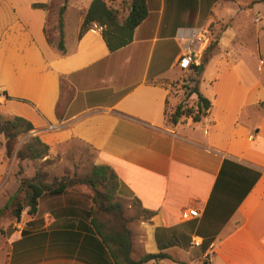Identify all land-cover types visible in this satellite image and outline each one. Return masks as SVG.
Wrapping results in <instances>:
<instances>
[{
  "label": "crops",
  "instance_id": "crops-1",
  "mask_svg": "<svg viewBox=\"0 0 264 264\" xmlns=\"http://www.w3.org/2000/svg\"><path fill=\"white\" fill-rule=\"evenodd\" d=\"M50 1L0 0V114L29 120L27 135L51 154L75 141L92 150L90 165L115 171L119 199L136 203L126 211L133 259L165 253L143 264H264V81L226 44L235 41L234 13L262 2L145 0L132 40L109 51L96 23L79 36L91 0H56L64 48L57 28L48 42V12L33 4ZM70 8L76 19L65 33ZM208 27L219 32V51L202 63L197 84L210 106L199 120L170 124L166 111L180 97L163 81L179 68L177 32ZM4 142L0 135V197ZM8 158L14 172L15 154ZM88 207L78 192L39 197L34 215L23 210L3 228V264H114Z\"/></svg>",
  "mask_w": 264,
  "mask_h": 264
},
{
  "label": "trees",
  "instance_id": "trees-1",
  "mask_svg": "<svg viewBox=\"0 0 264 264\" xmlns=\"http://www.w3.org/2000/svg\"><path fill=\"white\" fill-rule=\"evenodd\" d=\"M55 1V0H51ZM50 1V2H51ZM66 1V0H65ZM91 0L88 7L81 11L82 22L79 36L96 23L101 27V35L109 51H114L132 40L134 28L145 18L147 6L145 0ZM120 1V2H119ZM262 2L264 0H255ZM49 2V3H50ZM34 3V7H40L48 12L46 39L51 42L53 37L48 35L47 27L49 21L50 4ZM64 5L58 9L57 29L59 40L57 47L63 50L62 12ZM127 10V12H126ZM56 30V29H55ZM211 28L208 27V36ZM55 32V31H54ZM219 33V32H218ZM219 34L211 39L209 45L203 51L210 52L217 46ZM202 53V55H203ZM208 58L202 59L205 63ZM198 64H193L190 69L198 73ZM194 81V78H190ZM198 80L188 93H195L197 101L195 108L188 107L182 103L177 104L170 115V122L176 123L179 118L184 117L199 120L210 106V101L198 90ZM33 128L32 123L17 115L3 116L0 114V133L5 138V150L7 156L15 154L18 161L16 172L18 186L9 195L3 207H0V218L4 211L19 220L23 210L34 215L37 210L38 199L44 195H57L65 192H78L85 201L89 202L87 214L90 218L92 230L98 235L102 244L108 249V253L114 264H143L149 260L157 261L159 258L167 257L165 253H146L138 259L131 257L132 237L128 228V219L125 217L121 202L117 199L120 181L115 171L105 164H92L89 171L83 176L63 174L61 177L46 178L41 171L39 161L48 154L49 146L44 143L38 135H30L27 140L16 148L18 136L26 134ZM29 160L35 168L34 175L27 177L23 175L21 161Z\"/></svg>",
  "mask_w": 264,
  "mask_h": 264
},
{
  "label": "rangeland",
  "instance_id": "rangeland-1",
  "mask_svg": "<svg viewBox=\"0 0 264 264\" xmlns=\"http://www.w3.org/2000/svg\"><path fill=\"white\" fill-rule=\"evenodd\" d=\"M241 2H250L251 0H240ZM120 2V1H119ZM113 4H116L117 2L112 0ZM50 15H49V21H48V27H47V33L50 36L54 34L55 29L57 28V19H58V9L61 6V3L58 1H51L50 3ZM254 5V4H252ZM255 8H252L250 12H246V14L242 11L235 12L233 15L232 23H233V30L236 34L235 41L231 42L228 40L226 42L228 48L231 50H235L232 52L233 56H240L244 58L245 65L249 67L251 72H257L261 74V79L264 81V4L259 3ZM262 7L263 10H258ZM234 8V6H233ZM255 17H258L259 21L254 20ZM76 19V14L74 11V8H70L66 15L64 16L65 24H64V32L69 33L71 32L72 28L74 27ZM211 28V27H210ZM256 28L257 32V39L259 43V48L256 45L255 37H254V29ZM209 43L211 39H214L216 34L219 33L216 32L211 28L209 31ZM231 34V32H229ZM230 41V42H229ZM209 45V44H208ZM206 49V48H205ZM204 49V50H205ZM203 50V51H204ZM219 49L217 46H215L210 52L205 51L202 55V53L199 55V64H202L201 61L204 58H209V56L218 53ZM235 54V55H234ZM262 60V63L260 62ZM258 64H260V67L258 68ZM170 74H176L175 79L172 80H164V84L168 86V89L170 91V94H174L179 96L180 100L179 103H182L185 106L193 107L195 108V102H192L190 99L191 94L188 93V91L194 86L195 81L198 80V77L202 74V70L195 74L193 70L191 69H179L175 68ZM190 78H194V81H191ZM174 108L171 107L166 111V117L168 119V122H170V115L173 112ZM189 119H186L184 117H181L178 119L175 125H177L180 122H187ZM171 124V122H170ZM26 134H20L18 137L19 143H24L28 136ZM1 136L3 134H0ZM73 148L65 149L62 148L61 150H58L54 154L48 150V154L43 157L38 163L40 166L41 171H43L46 174V178L50 180L52 177H61L63 174H67L69 176L73 174H77L78 176H83L86 174L91 165H90V157L92 154V150L88 147L81 146L80 144H77V142L74 141ZM3 176H4V186L1 192L0 197V204L5 202L7 197L16 189L18 185L16 172L18 170V163L15 166L14 165V172L11 171V166L9 164L10 160L7 157V155L3 158ZM14 163H16L14 161ZM21 166L23 167V175L30 177L34 175L35 168L33 167L32 163L29 160H24L21 163ZM120 194H117V199L121 202L123 207V212L125 217L126 211L127 213L130 212L133 209H136V203L130 199V207L126 206V199L128 197H121V200L119 199ZM125 206V207H124ZM10 219L12 217L8 214V211L5 210L3 215L0 218V264H3V253L4 251L1 250V247H3V228L8 225V222H10ZM129 221V219H128Z\"/></svg>",
  "mask_w": 264,
  "mask_h": 264
},
{
  "label": "built area",
  "instance_id": "built-area-1",
  "mask_svg": "<svg viewBox=\"0 0 264 264\" xmlns=\"http://www.w3.org/2000/svg\"><path fill=\"white\" fill-rule=\"evenodd\" d=\"M176 38L180 45V54L176 61L179 69H188L209 44L208 30L204 28H180ZM260 62L262 63V60ZM2 96L0 90V97ZM187 214L191 217L199 215L195 209L188 210ZM194 244L197 245L199 242L194 241Z\"/></svg>",
  "mask_w": 264,
  "mask_h": 264
},
{
  "label": "water",
  "instance_id": "water-1",
  "mask_svg": "<svg viewBox=\"0 0 264 264\" xmlns=\"http://www.w3.org/2000/svg\"><path fill=\"white\" fill-rule=\"evenodd\" d=\"M201 69H202V64L199 65L198 70L201 71Z\"/></svg>",
  "mask_w": 264,
  "mask_h": 264
}]
</instances>
